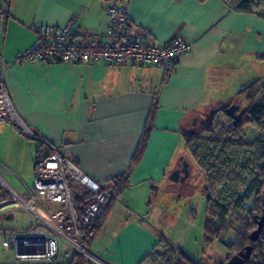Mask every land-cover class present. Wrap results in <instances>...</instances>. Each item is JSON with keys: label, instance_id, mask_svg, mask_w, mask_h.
<instances>
[{"label": "crops", "instance_id": "obj_1", "mask_svg": "<svg viewBox=\"0 0 264 264\" xmlns=\"http://www.w3.org/2000/svg\"><path fill=\"white\" fill-rule=\"evenodd\" d=\"M119 1L153 39L180 36L192 44L169 82L151 64H17L18 54L36 40L32 24L63 26L76 18L75 38L104 34L108 1L0 0L9 9L0 20V74L17 113L38 135L28 138L11 121L0 122V177L26 194L36 179L37 157L58 150L103 186L116 184L120 176L128 179L91 242L92 257H83V264H146L142 261L160 250L161 240L178 248L155 224L160 226L165 213L171 215L160 208L159 193L171 194L170 176L187 152L184 135L208 106H227L252 82H264L254 69L264 62V19L256 14L234 11L223 0ZM148 130L142 159L133 165ZM38 141L44 142L41 154ZM6 258L0 264H50Z\"/></svg>", "mask_w": 264, "mask_h": 264}, {"label": "built area", "instance_id": "obj_2", "mask_svg": "<svg viewBox=\"0 0 264 264\" xmlns=\"http://www.w3.org/2000/svg\"><path fill=\"white\" fill-rule=\"evenodd\" d=\"M109 17L106 32H86L75 38L78 25L71 18L63 25L32 24L35 42L16 57L15 63L49 61L106 64H151L164 71L169 82L178 61L191 51L192 44L178 36L172 40L153 39L147 28L134 24L128 7L116 0L106 3ZM9 15L8 6L0 3V20ZM5 69V68H4ZM11 121L28 138L38 135L17 113L0 74V122ZM36 179L26 194L13 190L0 177V184L9 197L0 201V217L8 211L21 210L35 219L24 233L5 234L3 248L12 263L42 261L64 264L66 258L92 257L90 244L104 222L111 200L117 197L114 184L103 186L91 178L72 159L54 150L36 164ZM78 188L88 194L82 213L76 207ZM61 241V243H60Z\"/></svg>", "mask_w": 264, "mask_h": 264}, {"label": "trees", "instance_id": "obj_3", "mask_svg": "<svg viewBox=\"0 0 264 264\" xmlns=\"http://www.w3.org/2000/svg\"><path fill=\"white\" fill-rule=\"evenodd\" d=\"M116 1L121 3L119 0ZM223 1L234 11L256 14L264 19V0ZM260 85L264 89V82L260 84V80H256L240 92L239 95H242L248 104L241 121L229 112L233 102L215 111L201 133L184 135L186 149L205 177L204 191L207 195L205 237L210 238L212 242L218 240L233 254L251 245L253 253L245 264H264V225L258 240L254 241L251 238V233L258 228V222L264 217V102H256ZM156 107L151 112V121H153ZM222 118L228 121L229 126L223 124ZM248 125L253 126L259 132V136L251 143L246 141L245 135L244 128ZM149 136L148 130L144 133L133 157V165L138 164L142 159ZM253 149L256 151L257 159L254 162L242 163L240 161L242 155ZM42 151H44V142L40 141L38 154H41ZM49 154L38 156L36 164ZM118 179L116 184L113 183L117 197L111 200L109 210L128 188V179L125 176H120ZM8 197L9 193L0 184V201ZM87 197L86 191L76 197V207L80 214ZM228 199L235 209H244L246 202L253 199V207L246 211L242 228L231 243L225 242L228 230L225 224L231 213ZM160 242L162 243L160 246H164L165 241L161 240ZM170 251L172 253L170 264H201L180 248L177 250L171 248ZM157 256V251H155L144 258L142 263L145 261H148L147 263L157 262ZM83 260L82 256L75 257L71 264H83Z\"/></svg>", "mask_w": 264, "mask_h": 264}, {"label": "rangeland", "instance_id": "obj_4", "mask_svg": "<svg viewBox=\"0 0 264 264\" xmlns=\"http://www.w3.org/2000/svg\"><path fill=\"white\" fill-rule=\"evenodd\" d=\"M254 69L257 73L263 75L262 79L264 80V62H261ZM261 86L262 85L258 87L259 93L256 102H264V89L261 88ZM233 99H235L234 105H236L240 111L247 108L248 104L242 95H235ZM222 107L225 106H208V110L200 114L199 118H197L199 121H196L195 128L191 129L188 134L201 133L209 118L215 111ZM239 113L238 111L235 112L236 115H239ZM225 121L226 119H223V124L229 126L228 121ZM244 129L247 142L251 143L259 136V132L251 125L246 126ZM256 159V151L253 149L242 155L240 161L242 163L254 162ZM184 161L188 162L190 165V176L184 183L172 181L170 196L166 193H159L160 208L170 211L171 215H166L165 213V215L161 217L160 226L159 224H155V227L158 231L163 233L167 239L172 240L178 248L201 264H225L234 254L218 240L212 242L210 238L205 237L204 222L207 195L204 191V174L188 151L184 154ZM78 193L81 194L79 188ZM228 200V202H230L231 213L225 224V227L228 229L225 242L231 243L242 228L243 220L246 217V211L253 207V199L246 202L244 209H235L230 199ZM34 221V217L32 215L29 216L25 211H8L0 217V229L8 234L18 233L31 226ZM3 240L2 235H0V263L7 262V255L3 248ZM159 248L160 250L157 251V262L152 261L147 264H170L172 259L170 249L177 250V248L168 244L166 241L164 246L162 245ZM85 258L90 259L87 256Z\"/></svg>", "mask_w": 264, "mask_h": 264}, {"label": "water", "instance_id": "obj_5", "mask_svg": "<svg viewBox=\"0 0 264 264\" xmlns=\"http://www.w3.org/2000/svg\"><path fill=\"white\" fill-rule=\"evenodd\" d=\"M236 107L237 106L233 104L229 108V110H234ZM245 111H246V109L242 110L239 113V115L236 116L235 118L237 120L241 121L242 120V116H243ZM189 176H190L189 163L184 161L183 162V167L175 170L171 174L170 179L172 181H175V182L181 181L182 183H184L189 178ZM263 225H264V217H262L261 220L258 222V228L251 233V238L254 241L258 240ZM252 253H253V247L251 245H248L243 250H241V251L237 252L236 254H234L225 264H245V262L247 260H249L250 257L252 256Z\"/></svg>", "mask_w": 264, "mask_h": 264}, {"label": "flooded vegetation", "instance_id": "obj_6", "mask_svg": "<svg viewBox=\"0 0 264 264\" xmlns=\"http://www.w3.org/2000/svg\"><path fill=\"white\" fill-rule=\"evenodd\" d=\"M236 111L241 112L240 109H238V107H236L234 110H229V112H230V113L232 114V116H234V117L238 116V115L235 114ZM182 167H183V165H182L180 168H182Z\"/></svg>", "mask_w": 264, "mask_h": 264}]
</instances>
